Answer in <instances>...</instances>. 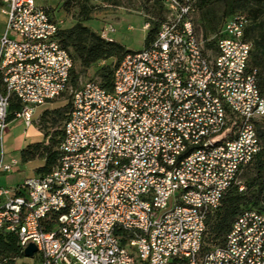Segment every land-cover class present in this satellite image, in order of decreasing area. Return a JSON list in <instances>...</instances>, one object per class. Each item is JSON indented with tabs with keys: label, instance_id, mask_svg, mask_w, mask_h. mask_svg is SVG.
I'll return each mask as SVG.
<instances>
[{
	"label": "built area",
	"instance_id": "built-area-1",
	"mask_svg": "<svg viewBox=\"0 0 264 264\" xmlns=\"http://www.w3.org/2000/svg\"><path fill=\"white\" fill-rule=\"evenodd\" d=\"M163 3L155 39L117 63L109 91L71 85L56 6L0 0V143L12 98L29 126L38 107L71 96L56 166L0 188V230L17 233L23 253L34 244L38 264H264V209L241 213L222 245L204 242L209 216L261 150L249 20L226 19L215 52L196 31L193 0ZM100 31L115 41L112 25ZM16 164L1 158L0 172Z\"/></svg>",
	"mask_w": 264,
	"mask_h": 264
},
{
	"label": "trees",
	"instance_id": "trees-1",
	"mask_svg": "<svg viewBox=\"0 0 264 264\" xmlns=\"http://www.w3.org/2000/svg\"><path fill=\"white\" fill-rule=\"evenodd\" d=\"M212 1L213 0H193L195 11L197 8L199 9L201 18L205 21L206 27L210 33L214 32L213 34H215L226 19L236 14H243L249 20L245 34V39L252 43L249 70L255 71L257 85L261 94L264 96V29L257 34L258 21L264 14V0H218L224 3L225 8L223 16H225V18L216 30L208 14ZM70 2L71 0H66L65 4L68 6ZM153 8V13L156 18L154 19L152 29L148 31V35L145 38V47L155 39L158 32L159 24L164 15L163 0H154ZM81 13L82 18L74 27L70 29H61L58 35L62 46L68 50L73 62H79L80 67L87 70L97 62H103L111 58H116L118 61L117 63H119L127 53L131 52L120 43L105 40L100 35L90 30L89 27L85 25L89 20L85 6H82ZM207 35L208 34H206V36ZM203 39L205 40L206 49H211L216 52V40H210L208 37ZM115 67L113 69L109 67L103 68L99 75L91 80H97L103 88L109 91L112 90ZM79 81L80 74L76 72L73 67L70 79L71 85L76 88L79 86ZM70 106L71 101H69L66 106L67 113L64 115L63 127L68 118ZM21 110L22 104L20 101L16 98H12L7 121L17 117V114L20 113ZM49 111H54V113L60 115H62L63 112L58 109H46L45 115H47ZM63 127L61 131L56 133L59 138L56 141L51 139L52 142L49 145L34 143L26 146L20 151L21 161L23 163L37 159L44 160V165L36 170L38 176H43L51 172L56 166L61 156L60 146L63 141ZM257 131L261 141V150L255 158L243 168V170H246L245 175L251 174L252 176L246 186L243 185V191L239 190L242 184L233 183L224 195L219 208L209 216L204 240L206 248L213 245H222L233 223L241 213L251 209H264V129L260 123L257 125ZM46 136L48 137L49 135L47 134ZM20 257H24V253L17 233L3 232L0 230V264H16L15 261Z\"/></svg>",
	"mask_w": 264,
	"mask_h": 264
},
{
	"label": "rangeland",
	"instance_id": "rangeland-1",
	"mask_svg": "<svg viewBox=\"0 0 264 264\" xmlns=\"http://www.w3.org/2000/svg\"><path fill=\"white\" fill-rule=\"evenodd\" d=\"M43 4L52 3L56 5L57 0H38ZM61 7L58 9V17L61 20L64 29H70L74 27L79 20L82 18L81 9L82 6L86 7L88 20V27L94 33L101 35L102 31L100 29L104 25H112L115 28V32L111 34V37L120 42L124 48L130 50L131 52L140 51L145 46V38L148 35V31L144 29V24L149 21L151 24L150 30L154 19L156 18L154 11V0H71L70 4L67 6L66 0L62 1ZM224 3L222 1L213 0L210 3V8L208 11L209 18L212 21L213 27L216 30L218 26L222 23L225 16ZM153 20H152V19ZM195 27L197 33L203 38H211L214 32L210 33L206 27L205 21L202 20L199 9L197 8L194 13ZM5 17L0 9V38L5 30ZM132 27V28H131ZM264 29V14L258 21L257 34L262 32ZM206 34H208L206 36ZM130 52V53H131ZM116 58H111L105 61H99L91 68L84 70L80 67L79 62H74V69L80 74L81 83H85L91 79L96 78L100 71L109 67L113 69L117 64ZM71 101L70 93L59 97L53 102V110H62V115L54 113V111H45L42 114L32 120L31 125L37 126L38 130L42 133L43 139L38 143H44L49 145L52 140H57L59 136L57 132L62 130L64 123V115L67 113V104ZM264 129V121L260 123ZM7 128L5 131V135ZM49 135L48 137L46 135ZM37 169H34V176H38L36 173ZM245 169L241 171L237 177V183L244 186L249 182L251 174L245 175ZM6 179L15 180L16 182H21L25 179L26 173L23 171H16L13 168L12 172L6 174ZM16 264H38L37 259H27L25 257H20L16 261Z\"/></svg>",
	"mask_w": 264,
	"mask_h": 264
},
{
	"label": "crops",
	"instance_id": "crops-1",
	"mask_svg": "<svg viewBox=\"0 0 264 264\" xmlns=\"http://www.w3.org/2000/svg\"><path fill=\"white\" fill-rule=\"evenodd\" d=\"M49 4L56 6L59 9L63 3L62 1L57 0L56 5L52 3ZM87 24L88 22L85 23V25ZM46 109H53V103H50L44 107H38L35 111L33 119L38 118ZM42 136L43 135L38 130L37 126H35L34 124L29 126L26 125L23 119H21L20 117H15L8 121L6 135H4L2 144L0 143V160L1 158H3L5 163H11L12 160H16L17 164L14 166L16 168V171H23L26 173V176L23 181L16 182L15 180L11 179L7 180V172L2 171L0 172V188H16L24 183L27 179L36 177L34 176V169L43 166L44 160L37 159L23 163L21 161L20 151L30 144L40 142L43 139ZM5 200V197H1L0 205H2Z\"/></svg>",
	"mask_w": 264,
	"mask_h": 264
},
{
	"label": "water",
	"instance_id": "water-1",
	"mask_svg": "<svg viewBox=\"0 0 264 264\" xmlns=\"http://www.w3.org/2000/svg\"><path fill=\"white\" fill-rule=\"evenodd\" d=\"M37 252V248L34 244H29L24 250V257L27 259H32Z\"/></svg>",
	"mask_w": 264,
	"mask_h": 264
},
{
	"label": "bare ground",
	"instance_id": "bare-ground-1",
	"mask_svg": "<svg viewBox=\"0 0 264 264\" xmlns=\"http://www.w3.org/2000/svg\"><path fill=\"white\" fill-rule=\"evenodd\" d=\"M103 39L108 40V34H103V31L100 35ZM134 53V52H131ZM190 196V189H181V199H188Z\"/></svg>",
	"mask_w": 264,
	"mask_h": 264
}]
</instances>
